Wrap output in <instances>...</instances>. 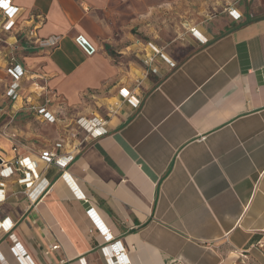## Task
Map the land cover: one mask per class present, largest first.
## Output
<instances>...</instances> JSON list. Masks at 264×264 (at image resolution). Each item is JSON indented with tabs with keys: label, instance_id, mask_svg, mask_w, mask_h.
I'll use <instances>...</instances> for the list:
<instances>
[{
	"label": "crops",
	"instance_id": "0c3cea01",
	"mask_svg": "<svg viewBox=\"0 0 264 264\" xmlns=\"http://www.w3.org/2000/svg\"><path fill=\"white\" fill-rule=\"evenodd\" d=\"M10 3L0 160L28 157L48 185L30 203L17 175L0 178V264H20L13 245L34 264H109L101 247L115 241L126 264H264V0ZM32 28L57 43L40 47ZM148 42L174 66L144 63ZM12 56L25 71L14 99ZM98 111L107 132L92 138L77 122ZM56 142L71 159L45 166L40 153Z\"/></svg>",
	"mask_w": 264,
	"mask_h": 264
},
{
	"label": "built area",
	"instance_id": "2783aa9c",
	"mask_svg": "<svg viewBox=\"0 0 264 264\" xmlns=\"http://www.w3.org/2000/svg\"><path fill=\"white\" fill-rule=\"evenodd\" d=\"M0 9L3 12L4 17L0 27L5 32L10 31L15 26L16 12L18 8L11 5L10 0H0ZM228 14L233 19H239L241 16L240 13H238L234 8L228 9ZM191 32L201 43H206L208 41L206 37L200 35L198 31H196L194 28L191 29ZM28 37H30V39H33L35 43L40 47H52L58 41L57 37H50L48 39L37 38L34 28L28 31ZM81 39L87 42L81 35L75 37L74 40L80 47L84 49L86 53H92L94 51V47L88 44L89 49L85 48L81 44ZM148 46L151 49L152 54L146 56L144 63L150 66L154 63L155 58L159 57L164 60L169 66H174L175 63L166 58V56L154 44L148 42ZM14 62V57H10L6 69L7 73L12 77V82L10 83L6 92L7 96L10 99H14L17 96V91L20 87V79L22 76H24L25 73L22 67L18 64H14ZM122 90L124 93H122V95L125 96V99L130 102L133 106L136 107L140 104L139 98L133 95L130 91H127L125 93L124 89ZM36 113L41 117L43 121H55L54 115L51 112L47 111L44 106L37 108ZM87 121V123H83L82 119H79L78 123L83 127L88 136L92 138H97L107 132L106 117H93L92 119ZM61 146V142H56L54 144L55 150L41 151L40 158L44 162L45 166L49 165L50 163H54L59 166H65L67 164V162L71 159L70 155H67L64 158L57 156L56 150ZM13 150H16V148H13ZM13 175L18 176V182L22 185L23 192L30 203H35L36 199L46 189L48 185V182L44 178L40 177V174L36 171L34 162H32L26 156H18L10 164H7V162L0 160V178H9ZM4 199V184L0 182V201H3ZM1 223H3V221H0V225ZM8 223L9 224L4 229L5 231H9L11 229L12 222L8 221ZM48 248L49 250H55L58 248V245L53 244L50 245ZM11 251L20 264H34V262L27 255H25L24 252L17 245H13L11 247ZM101 251L106 256V260L109 264H116V262L114 261L115 257L119 259V264H126L127 262L126 255L124 254L123 248L121 247L119 241H115L113 243H106L103 247H101Z\"/></svg>",
	"mask_w": 264,
	"mask_h": 264
},
{
	"label": "rangeland",
	"instance_id": "374dc122",
	"mask_svg": "<svg viewBox=\"0 0 264 264\" xmlns=\"http://www.w3.org/2000/svg\"><path fill=\"white\" fill-rule=\"evenodd\" d=\"M101 107H103V105H101ZM101 107H100V109H101ZM94 114H96V115H94V116H92V117H86L87 118V120H90V119H92L93 117H99V116H102V113L101 112H97V113H94ZM77 125L79 126V127H81L82 129H83V127L77 122ZM67 129V128H66ZM46 133L48 132H52V129H47V127H46ZM84 130V129H83Z\"/></svg>",
	"mask_w": 264,
	"mask_h": 264
},
{
	"label": "water",
	"instance_id": "95a60500",
	"mask_svg": "<svg viewBox=\"0 0 264 264\" xmlns=\"http://www.w3.org/2000/svg\"><path fill=\"white\" fill-rule=\"evenodd\" d=\"M81 41V44H82V46H84L85 48H87V49H89V46H88V42H85L84 40H80Z\"/></svg>",
	"mask_w": 264,
	"mask_h": 264
},
{
	"label": "bare ground",
	"instance_id": "6f19581e",
	"mask_svg": "<svg viewBox=\"0 0 264 264\" xmlns=\"http://www.w3.org/2000/svg\"><path fill=\"white\" fill-rule=\"evenodd\" d=\"M82 122L87 123L88 121H87V119H82Z\"/></svg>",
	"mask_w": 264,
	"mask_h": 264
}]
</instances>
